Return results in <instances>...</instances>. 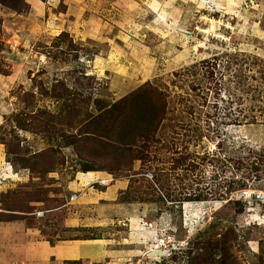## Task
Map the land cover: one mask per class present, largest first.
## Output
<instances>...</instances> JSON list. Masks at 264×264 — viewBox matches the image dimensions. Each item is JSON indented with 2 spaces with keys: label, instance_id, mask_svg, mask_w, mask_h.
Wrapping results in <instances>:
<instances>
[{
  "label": "rangeland",
  "instance_id": "obj_1",
  "mask_svg": "<svg viewBox=\"0 0 264 264\" xmlns=\"http://www.w3.org/2000/svg\"><path fill=\"white\" fill-rule=\"evenodd\" d=\"M80 10L97 38L52 35L48 8L0 0L2 165L25 173L0 180V221L99 237L111 254L51 264H264V0ZM121 177L95 206L66 187ZM71 215L94 219L63 225Z\"/></svg>",
  "mask_w": 264,
  "mask_h": 264
},
{
  "label": "crops",
  "instance_id": "obj_2",
  "mask_svg": "<svg viewBox=\"0 0 264 264\" xmlns=\"http://www.w3.org/2000/svg\"><path fill=\"white\" fill-rule=\"evenodd\" d=\"M33 8L44 11L49 9L46 19L47 25L50 26L52 35L57 34L65 27L71 30L75 39L81 37L97 38L100 34V29L96 30L94 25L91 28H86L84 20L81 19L80 6L84 0H66L64 11L56 12L52 9L56 6L59 0H49L48 4L40 0H29ZM92 22L96 23L94 19ZM81 25V29H73V26ZM4 155L0 146V172H6V178L18 179L25 177V173L20 170H13L2 165ZM4 178V179H6ZM92 180L86 179L84 182L80 180H70L67 182V188L70 193L76 194L75 198L79 203H86L91 206L97 205L99 200L105 199L112 201L116 198L118 192L127 186L126 178L115 179L108 183L103 190H98L93 187ZM140 204V203H137ZM126 209L130 216L135 214V204L129 203ZM141 205V204H140ZM139 208V205L138 207ZM136 216V215H135ZM87 219L93 217L68 216L64 219L63 225L68 227H76L78 225H89ZM95 239V240H94ZM93 238H67L57 239L50 243L40 232V229L35 226H27L23 221L4 219L0 221V264H50L51 262H61L65 259H75L79 257H90L99 259L110 256L105 242H100L101 239ZM104 240V239H103Z\"/></svg>",
  "mask_w": 264,
  "mask_h": 264
},
{
  "label": "trees",
  "instance_id": "obj_3",
  "mask_svg": "<svg viewBox=\"0 0 264 264\" xmlns=\"http://www.w3.org/2000/svg\"><path fill=\"white\" fill-rule=\"evenodd\" d=\"M155 126L153 125L151 128H150V130L152 131L153 130V128H154ZM147 136H150L149 135V132L147 131ZM150 138H153V135L152 136H150ZM237 162H239V164H241L240 163V161H237ZM10 163V162H9ZM12 166V165H11ZM253 167L255 168V163H253V161L251 160L249 163H247V164H245V169H246V173H252V169H253ZM13 169V168H12ZM14 170V169H13ZM16 171V170H15ZM228 183H232V181L230 180ZM127 187V186H126ZM230 187H231V185H228L226 188H227V191H229L230 190ZM173 197V196H172ZM4 220V219H3ZM78 228V227H77ZM40 232H41V230H40ZM73 238H91V239H93V238H99V237H95V236H90V237H79V236H74ZM57 239H62V238H57ZM57 239H55V240H57ZM50 243H52V242H54L55 240H53V239H47ZM77 260H79V258L77 259ZM77 260H75V259H73V260H69V259H65V260H63V261H65L66 263H75V262H77ZM51 264V263H50Z\"/></svg>",
  "mask_w": 264,
  "mask_h": 264
},
{
  "label": "built area",
  "instance_id": "obj_4",
  "mask_svg": "<svg viewBox=\"0 0 264 264\" xmlns=\"http://www.w3.org/2000/svg\"><path fill=\"white\" fill-rule=\"evenodd\" d=\"M6 172H7V171L2 172V173L0 174V180H2V179H4V178L7 177V176H6ZM72 197H73V196H72ZM43 213H44V210H35V211H34V214H35L36 216H42Z\"/></svg>",
  "mask_w": 264,
  "mask_h": 264
},
{
  "label": "bare ground",
  "instance_id": "obj_5",
  "mask_svg": "<svg viewBox=\"0 0 264 264\" xmlns=\"http://www.w3.org/2000/svg\"><path fill=\"white\" fill-rule=\"evenodd\" d=\"M155 4H157V2L154 1ZM197 46V45H196ZM195 47V46H194Z\"/></svg>",
  "mask_w": 264,
  "mask_h": 264
}]
</instances>
